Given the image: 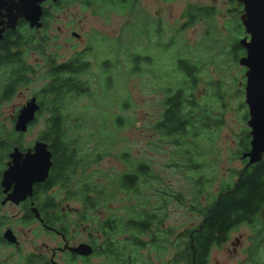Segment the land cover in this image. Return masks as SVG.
<instances>
[{
  "label": "rangeland",
  "instance_id": "obj_1",
  "mask_svg": "<svg viewBox=\"0 0 264 264\" xmlns=\"http://www.w3.org/2000/svg\"><path fill=\"white\" fill-rule=\"evenodd\" d=\"M95 2L101 5L94 10L87 9L79 0L72 3L63 0L59 8H52L51 1L46 4L50 15L47 27L41 32L47 43L41 48L43 52L34 50L28 59L35 68L33 82L21 87L11 101L0 103V140L7 139L5 136L13 131L15 117L26 100L44 86L43 68L48 65L47 58L55 56L63 63L79 52L89 51L86 58L92 68L88 81L94 100L84 98L78 103V117L92 116L98 108L104 107L103 120L108 123L107 133L112 134L115 133L112 127L115 116L129 122L116 131L118 140L113 146L101 147L110 155L92 166L87 174H94L99 184H110V177L127 173L132 163L148 164L156 180L142 189L148 194L149 210L159 207L160 194L166 198L159 215L164 219V230H174L169 243L175 246L183 241L178 239L181 233L202 221L194 207L207 206L222 185L233 183L243 168L242 145L245 132L250 133L245 93L247 69L239 63L245 55L236 57L232 52L234 43L248 38L241 21L243 6L237 0H135L134 7L120 10L98 0ZM189 7L212 9L213 14L189 22L185 16ZM138 54L143 59L139 65L141 74L131 76L132 59ZM184 59L199 67L194 96L211 116L207 129H201L197 137L199 156L192 159L194 164L199 162L200 172L184 166L181 152L171 144L160 142L154 130V124L164 112L168 89L178 87L183 80L179 62ZM109 60L116 69L112 66L109 69L113 81L111 91L105 93L108 88H104L105 72L101 65ZM4 85L0 79V95ZM126 99L131 106L121 109ZM47 118L46 114L38 116L22 137H16L21 147L34 145L46 129ZM99 122L93 124V129L99 128ZM92 144L94 146L95 142ZM122 153H128L130 163L121 160ZM201 178L203 184L199 186ZM64 194L59 196L60 200ZM114 194L110 212L105 209L107 213L100 216L102 220L115 213L125 216L123 208L137 204L125 192ZM175 195H181V201ZM65 206L69 212L80 208L79 203L73 202ZM4 212L12 218L16 211L11 213V209H6ZM12 220V227L20 234L26 252L38 249L48 251L50 256L61 246L58 238L46 235L38 224L23 228ZM71 220H76L75 214L71 215ZM83 228L76 229V240H86ZM174 246L164 253L149 248L141 251L140 264H172ZM11 251L1 249V258L5 259ZM57 261L62 263L60 259ZM92 264L107 263L97 257L92 259ZM209 264H264V215L260 217L259 226H241L226 244L214 248Z\"/></svg>",
  "mask_w": 264,
  "mask_h": 264
},
{
  "label": "trees",
  "instance_id": "obj_2",
  "mask_svg": "<svg viewBox=\"0 0 264 264\" xmlns=\"http://www.w3.org/2000/svg\"><path fill=\"white\" fill-rule=\"evenodd\" d=\"M62 1L53 7L59 8ZM69 1L72 3L75 0ZM127 1L118 0L120 3ZM212 14V9L189 7L185 16L189 22H193ZM48 18L49 13H45L43 28L47 27ZM238 27L242 28L241 25ZM46 43L47 38L41 30H31L24 23L20 24L15 33L6 35L0 44V53L3 54L0 55V70H4L7 77L4 94L9 95L13 85L26 84L27 67L23 60L26 54L34 50L43 52L44 49L41 48ZM232 49L236 57L245 55V50L238 43H234ZM88 55L89 51L79 52L64 64H58L55 56L47 58L48 65L44 73L46 82L39 93L41 103L38 115L48 116L42 136L53 155V168L47 184L49 188L60 187L65 193L66 202L81 203L84 213L81 221H91L95 216L99 235L97 257L103 258L107 264H140L143 261L141 251L149 248L164 253L172 248L174 245L169 243V239L174 235V230H164V219L159 212L166 204V198L161 194L159 207H151L149 210V199L146 198L148 194L142 188L147 185L150 187L149 183L156 180V176L145 162L132 163L131 170L127 173L113 179L110 177V184H99L94 174H87L92 166L110 155L101 147L106 144L113 146L118 140L116 131L129 122L115 116L112 119L115 133L112 134L107 133L108 123L103 120L104 107L98 108V112L95 111L92 116L78 117V103L84 98L93 97L94 100V93L88 81L92 68L86 58ZM142 61L139 54L134 56L132 69L129 70L131 76L141 74L139 65ZM112 64L113 62L109 60L103 65L104 88H108L105 93L111 91L112 87L113 75L109 72L112 67L113 70L116 69ZM179 69L183 73V80L178 87L168 89L164 112L161 119L154 124V130L159 135L160 142L171 144L181 152L184 166L200 172L199 162L194 164L192 159L199 156L197 137L201 129H207V122L211 120V116L196 102L194 96L199 75L198 65L184 59L180 60ZM129 106L130 102L126 99L120 108L125 109ZM98 118H102V121L99 122ZM97 121L100 126L93 129V124ZM11 137L9 134L7 139ZM249 138V132L246 131L243 151L249 149L247 143ZM7 139H4L5 142L3 139L0 140L2 148H9ZM12 144L21 148L18 141ZM120 158L130 163L128 153H122ZM236 175L237 179L233 183L223 184L207 206L194 207L201 215L202 221L196 227L179 235V241H183L174 246L172 264H209L213 249L226 244L237 228L244 225L250 227L260 225V217L264 215V161L239 171ZM201 181L202 178L198 180L199 186L203 184ZM111 189L114 190L113 193ZM115 192H125L137 204L124 207L125 216L115 213L106 215L102 220L100 216L103 212L107 213L105 209L110 212L109 206L113 202ZM175 197L181 201V195ZM54 206L58 205L53 204V200L50 199L49 207ZM59 218L56 216L49 218L46 221L47 226L59 229L61 220Z\"/></svg>",
  "mask_w": 264,
  "mask_h": 264
},
{
  "label": "water",
  "instance_id": "obj_3",
  "mask_svg": "<svg viewBox=\"0 0 264 264\" xmlns=\"http://www.w3.org/2000/svg\"><path fill=\"white\" fill-rule=\"evenodd\" d=\"M59 1L51 0L54 4ZM45 2L46 0H0V41L5 30H16L20 20L29 24L32 30H40L43 27ZM237 2L243 6L241 21L248 36L239 42L245 50V56L239 63L247 69L245 93L252 137V150L248 156L250 164H255L264 152V0H237ZM38 112L40 106L33 98L21 109L15 131L25 134L35 121ZM52 158L49 146L44 142H37L33 149L25 154L19 148H15L10 154L11 161L2 181L6 191L14 187L8 200L19 204L31 196L33 186L48 179L53 166ZM4 237L9 243H17L11 231H8ZM73 251L82 256H90L93 253L87 245H81Z\"/></svg>",
  "mask_w": 264,
  "mask_h": 264
},
{
  "label": "flooded vegetation",
  "instance_id": "obj_4",
  "mask_svg": "<svg viewBox=\"0 0 264 264\" xmlns=\"http://www.w3.org/2000/svg\"><path fill=\"white\" fill-rule=\"evenodd\" d=\"M49 1L51 0H46V2L43 4L44 13H43V18H42V24L44 23L45 13H49V9L47 8V5H46ZM79 1H82L83 5L86 6L87 9L93 8L92 10H94L95 6L101 5V3L99 4L98 2H95L96 0H79ZM98 1L102 2L104 5L110 8L116 7V8H120V10L125 7L127 8L134 7L135 5L134 3L135 0H131V2H129L128 0L125 3H120L118 2V0H108L107 2H103V0H98ZM53 5H56V4L52 3V5L50 6L54 8ZM21 23H24L25 25L29 27V29H31L29 24H27L24 20H20L18 27L16 28L15 31L5 30V32L3 33V38L0 41V44L3 42L7 34L15 33ZM43 27L40 30L44 29ZM1 54L2 53H0V55ZM31 54L32 52L26 54L23 60L24 64L27 67L25 68L26 80H27L26 84L21 85V86L13 85V88L10 89L9 95L7 93L4 94L5 86L7 84L6 83L7 77L5 75L6 72L4 70H0V74L3 75V77L0 76V79H2V81L5 84L1 90L0 103L11 101L16 96L17 92L19 91L21 87L29 86L33 82V76L35 75V68L28 63V59L31 56ZM56 60L58 62V57ZM66 62H63V63L58 62V64H64ZM104 64H102L101 66H103ZM46 67H44L43 69L46 70L45 69ZM39 93L40 92L28 98L26 100V104L31 102L33 98L36 99L38 104L41 103L39 99ZM6 96L8 97V99L5 100L4 98ZM24 106H22L21 109H23ZM21 109L19 110L17 116L15 117L14 129L13 131L9 133L12 137L9 140L7 139L8 141H6V143L9 145V148H2V146H0V153H1V160H0V252H1V249L3 248L5 250L7 249L12 250L9 253V255L4 256L5 259H2L1 254H0V264H60L57 261L58 259L61 260L62 262L61 264H92V259L97 258V255H96L97 243L99 241V235L97 231L98 222L95 216L91 221H81V217L84 214L81 203L73 202V203H79L80 208L77 211L69 212L65 204L72 203V202L65 201L64 191L58 186H53L49 188L47 183H48L53 166L50 170L48 179L43 183H37L33 186V193L31 196H28L23 202H20L19 204H16L13 201L8 200L9 196L14 191V187L6 191V189L2 185V181H3L4 172L8 169L9 162L11 161L10 154L13 152L15 148H19L13 145L12 143L18 141L16 137L18 138L19 135L21 137L23 136V134L15 131V126H16L18 115ZM38 115H39V112L36 115L35 121L29 126V129L37 121ZM42 134L40 135L39 139L34 143L33 146H29L27 148L21 147L19 148L20 151L25 154L27 151L33 149V147L35 146L37 142L46 143L43 139ZM249 136L250 138L247 141L249 145V149L247 151L246 150L242 151L241 156H240L242 159L241 161L243 163V168L240 171L245 170L249 167H253L257 165L258 163L264 161V152H263L260 155L259 161L257 163L250 164V159L248 156V154L252 150V147H251L252 137L250 133H249ZM5 138H7V136H5ZM3 142H5L4 139H3ZM61 194H64V196L60 200L59 196ZM50 199L53 200V204H56L58 206L57 207L54 206L52 208L49 207ZM6 209H11V213L16 211L13 214L12 218L8 215V213L6 214L4 212V210ZM72 214L76 215V220H71ZM53 216L60 217L59 219H61L59 223V229L50 228L46 224V221ZM12 219H15L16 223L20 224L23 228L26 226L27 227L32 226L33 224H38V226L43 231H45L46 235L48 236L52 235L58 238L60 240L61 246L54 249L50 256H49L48 251L44 252L38 249L36 251L32 250V251L26 252L24 250L20 234L12 227V223H11V221H13ZM79 227H84L83 234L86 235L85 237L86 240L84 241L76 240L77 234H78V233L76 234L77 232L76 229ZM8 231H11L13 233L14 237L17 240V243H9L7 240H5L4 236ZM81 245L89 246L93 250V253L90 256H82V255L75 253L73 250L80 247Z\"/></svg>",
  "mask_w": 264,
  "mask_h": 264
}]
</instances>
